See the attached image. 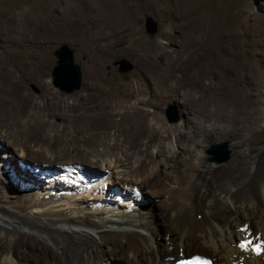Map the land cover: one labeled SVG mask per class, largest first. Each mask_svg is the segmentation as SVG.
I'll list each match as a JSON object with an SVG mask.
<instances>
[{
    "label": "bare ground",
    "instance_id": "1",
    "mask_svg": "<svg viewBox=\"0 0 264 264\" xmlns=\"http://www.w3.org/2000/svg\"><path fill=\"white\" fill-rule=\"evenodd\" d=\"M69 1L57 11L63 30L78 16H92L99 23L92 38L94 59L86 67V91L88 96L95 94L98 102L87 105L84 100L90 97L78 95L74 100L78 105H70L68 96L53 91L45 80L41 82L48 94L41 102L29 97L24 80L20 81V98L0 101V117H6L0 120V148L9 149L3 142L6 138L23 158L34 148L27 143L36 142L41 143L39 153L56 159L38 163L42 169L33 179L24 172L26 168L18 167L20 161L4 166L16 170L18 179L29 185L41 183L46 174L49 179L43 188L59 192L11 191V181L0 175V264H160L166 258L184 257L192 248L190 240L222 264H264V144L258 140L264 131L258 130L260 113L252 109V94L264 97V33L249 32L239 38L229 30L218 32L217 24L210 25L207 15L203 16L208 7L203 9L202 0H193L186 11L177 12L188 18L182 55L174 56L170 65L155 64L144 70L133 105L114 103L104 63L130 48L125 44L131 43L128 35L135 31L133 16L145 0ZM48 57L46 52L35 51L23 59L39 61L41 77H45L51 65ZM238 59L245 62L240 73L235 70ZM229 72L239 76L241 104L246 110L242 105L241 110L234 108V99L219 95L222 85L213 86L217 74ZM182 73L192 84V92L184 106L187 125L174 138L176 148L188 152L200 137V147L205 149L226 140L223 131L249 134L246 142L256 144L255 148L246 150L241 143L231 142L228 166L211 162L205 155L198 166L172 156L173 169L183 167L180 175L160 169L149 156V148L162 137V130L167 133L169 129L158 115L141 106L155 105L161 90L166 94L162 79L152 74H169L175 82V96ZM260 97H255L257 103L262 102ZM51 115L66 117L79 130L71 137L50 135ZM160 154L158 150L156 155ZM109 156L113 158L108 162L105 158ZM97 157L99 162L93 160ZM139 183L162 195L172 232H166L162 242L155 239L161 226L149 207L140 205ZM49 203L56 206L48 207Z\"/></svg>",
    "mask_w": 264,
    "mask_h": 264
},
{
    "label": "rangeland",
    "instance_id": "2",
    "mask_svg": "<svg viewBox=\"0 0 264 264\" xmlns=\"http://www.w3.org/2000/svg\"><path fill=\"white\" fill-rule=\"evenodd\" d=\"M90 1L91 0H85V2H87L88 4ZM191 1L193 0H145L143 4H141L140 10L137 13H134L133 16V19L135 18V31L134 33L128 35V40H130L131 43L129 42L125 44L127 48L130 45V48L125 49L116 56L107 58L104 63L106 71L105 76L108 81V88L110 87L109 89L111 90V95L113 94L111 96L112 102H120L128 105H133L137 99V82H142L144 80V77H142V75L144 74V70H149L150 67L155 64L170 65L174 56H180V53L182 55V47L185 45V35L186 31L188 30L185 23L188 18L179 14L180 12L177 14V12L181 9L186 11L188 7L192 6ZM202 1L204 2L203 9H206L208 7L206 11L203 10L206 12L203 13V16L205 17L207 15L205 17L207 19L206 22L210 23V25L211 23L217 24V31L219 29L218 32L222 30H229L234 32L239 38L243 37L249 32L262 34L264 33V0ZM63 2L71 3V1L69 0H0L1 103L6 100L10 103L11 98L15 100L18 95L20 98V95H22L21 82L23 80V82H26L24 88L29 97L35 98L39 102H41L40 100H44V96L48 94L46 89L43 88V84L41 82L42 80H45L53 91L68 96L67 101L70 105H78L74 103V100H77L76 98L78 95H82L85 98L90 97L84 100V103L87 105L98 102V98L95 94L88 96V92L86 91V88L89 85L86 67L89 66L91 61H93L94 59L92 51L94 49V41L92 38L97 33L96 30L99 23L92 16H78L75 20H73L74 22L70 24V26L66 27V29L63 30V26H61V23L57 17V13L59 12L60 7H62ZM197 14L199 13L197 12L192 18H195ZM144 15L151 16L157 22V30L152 35L147 34L144 31ZM185 17L187 19H185ZM214 17L216 20L214 19ZM216 22H219L220 24ZM225 26L226 28H224ZM229 27L232 28L230 29ZM206 34L207 37L208 32ZM60 43H65L73 48V61L80 66V86L78 89L72 90L70 92L61 90L52 84L51 71L56 62L53 51ZM35 51L36 53L46 52L49 56L48 59L51 61V65L45 70L46 78L43 76L41 77V75H43V70L41 69V63L39 61L26 62L23 59V56H25V54L30 55L31 53H35ZM11 54H13L15 57L9 56ZM36 55L34 56L33 54L34 57H36ZM121 58L126 59L131 64L132 67L130 70L126 72L118 71V66L114 65V62ZM101 59L102 58L100 56L95 60L97 62H101ZM33 62L35 65L33 64ZM244 63L245 62L242 59L237 60V62L235 63V70L237 71V73H240L242 71ZM155 71V68H152L151 73H154ZM222 74L216 75V78L213 81V86H215L214 84L222 85L223 87L219 88V95L224 99L227 98V100H229V98L234 99L236 105H234L233 107L241 110V101H243V95L239 90V88H241V84H238L239 76L235 75L234 72H229L224 75ZM152 75L154 77L156 76V78L162 79V82L164 83V87L166 89V94H163L161 90L162 95L159 96L160 98L155 101V105L148 104L142 105L141 107L149 112H153L158 115L161 121L164 123L165 127L169 129L166 131L167 133H164V130H162V137L153 140L149 148L151 153L149 154V156L151 155V158H153L155 162H157V165L159 164L158 166L160 167V169L166 170V173L168 172L167 174L178 172L177 175H180V173L183 171V167H181L180 169L176 168V171L173 169L171 162L172 156L177 157L180 161L185 160L190 162L193 166H198V162L201 160V157L205 155V157L211 162L221 163L228 166L233 153L231 142L241 143V145L245 146L246 150L256 147V144H248L246 142L251 137L249 134H241L240 136H235L234 134H229L228 132L223 131L222 133L227 135V139L217 141L216 143L213 142L205 149H201L200 147V137L196 139L197 142L195 141L196 144L194 143V146L189 149L190 151L188 150L187 152L179 148L177 149L175 146L174 138L175 135L178 134L177 131L180 132V130L185 128V126L187 125L184 117L186 113L184 106L186 103H188L187 97L192 92V84L190 82H186V76L184 75V73H182V77L180 76V80L178 81V83H180L179 92L174 96L172 88L175 87V82H173L174 80L171 76H169V74ZM61 82L64 87L68 86L65 79L62 78ZM228 84L238 85L231 88L225 86ZM218 87L219 86H217V88ZM254 93L255 94H252V99H254L252 100V102L255 104V106L252 105V109L254 108V111L260 113V119L258 120V130H260L261 132L262 130L264 131V97H260L257 92ZM256 96L262 99L261 103L256 102ZM168 105H171L172 107L170 108V111H174L176 113V122H168L166 119L165 110ZM242 106L246 110L245 105ZM11 110L14 112L16 111V109L14 108H12ZM4 118L3 116H1L0 120ZM49 118L50 122L53 125V128H49L48 131L50 135L64 134L71 137L74 130H79V128L74 129L75 126L72 121L62 115H51ZM150 119L152 120V118ZM151 123L153 124L154 121ZM52 130H54V132ZM0 139L2 140V138ZM258 140L260 143L264 144V135ZM6 141L8 140L6 138H3L4 145L7 144V146H9V149L6 146L5 149L0 148V175L3 174L1 175L2 177L11 181L9 185L11 191L15 189L21 191L23 189L24 191L34 190L35 193L41 194L51 191L59 193L54 189L43 188L47 186L46 180L48 181L49 179L46 178V174L42 175L41 183L36 185H29L25 184L24 180L22 181L18 179V177L16 176V170H9L10 167L8 168L7 165L4 166L5 162H9L8 164L10 165L12 163L18 164V162L20 161L18 167L23 166V169L26 168L24 169V172L27 173L28 176H31L33 179L37 176V172L42 169L41 165H38V163L40 164L43 161L53 162L56 160L54 157H51V155L46 156V154L43 155L39 153V147L41 146V143H27L28 147L32 146L34 148L33 150H29L28 152H26V154L24 155L25 157L23 156L22 158L20 156L21 152L16 151L8 142L6 143ZM213 146H224L226 154H214L210 152ZM158 150L161 153L160 155H156ZM111 158H113V156L106 157L105 159H107L109 162L112 160ZM165 158L169 159L170 162H167V164H165ZM99 159L100 158L98 157L93 158V160L96 162H99ZM136 160L137 157L136 159L135 157L132 159V161ZM102 161L105 160L102 159ZM21 162H24V164ZM56 173L60 174L58 172ZM53 175L56 176V174ZM94 184L95 186H97L96 183ZM138 185L139 186L137 188L140 191L137 194H140L142 201L140 205L149 207L153 216L161 226L159 228V232H157L155 235V239L157 242H162V240L164 241V239H161V237L166 234V232L169 231L170 233H172L170 229L169 218L167 212H165L163 201L161 200L162 195L154 190H147L141 183H139ZM100 188L102 187L99 186L98 189L100 190ZM54 204L55 203H49L47 204V206H56ZM110 204H112V202ZM122 207L125 208L124 206ZM80 211L86 212V209H82ZM28 233L43 242L39 237L36 236V234H33V232ZM190 244L192 248L189 250V252H184L185 256L198 254L200 256L209 257L206 248L196 244V242L192 240H190ZM169 259H176V257H171ZM210 259H212L214 262H219L215 258Z\"/></svg>",
    "mask_w": 264,
    "mask_h": 264
},
{
    "label": "water",
    "instance_id": "3",
    "mask_svg": "<svg viewBox=\"0 0 264 264\" xmlns=\"http://www.w3.org/2000/svg\"><path fill=\"white\" fill-rule=\"evenodd\" d=\"M143 28L147 34H154L157 30V22L149 15L143 17ZM73 48L65 43H60L54 49L53 54L56 59L55 65L52 68V84L66 92L76 90L81 83L80 66L73 61ZM118 66L119 72H126L131 69V64L126 59H119L114 62ZM65 79L67 87L62 85L61 80ZM171 105H168L165 110L166 119L168 122H176L177 116L174 111H170ZM210 152L214 154H226L224 146H213ZM161 264V263H160Z\"/></svg>",
    "mask_w": 264,
    "mask_h": 264
},
{
    "label": "clouds",
    "instance_id": "4",
    "mask_svg": "<svg viewBox=\"0 0 264 264\" xmlns=\"http://www.w3.org/2000/svg\"><path fill=\"white\" fill-rule=\"evenodd\" d=\"M165 260H175V259H169V258H166Z\"/></svg>",
    "mask_w": 264,
    "mask_h": 264
}]
</instances>
